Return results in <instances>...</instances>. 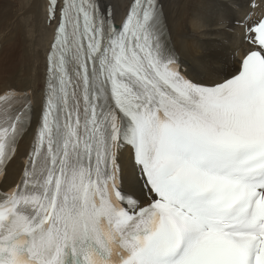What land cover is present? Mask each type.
Wrapping results in <instances>:
<instances>
[{
	"label": "snow or ice",
	"instance_id": "1",
	"mask_svg": "<svg viewBox=\"0 0 264 264\" xmlns=\"http://www.w3.org/2000/svg\"><path fill=\"white\" fill-rule=\"evenodd\" d=\"M43 7L39 102L0 91V180L31 137L0 264H264V19L193 67L164 0Z\"/></svg>",
	"mask_w": 264,
	"mask_h": 264
},
{
	"label": "bare ground",
	"instance_id": "2",
	"mask_svg": "<svg viewBox=\"0 0 264 264\" xmlns=\"http://www.w3.org/2000/svg\"><path fill=\"white\" fill-rule=\"evenodd\" d=\"M113 2L119 20L128 0ZM44 3L45 0H0V91L29 90L36 102L40 100L45 57L52 39V29L45 23ZM164 4L172 45L180 60L193 67L216 53L228 59L231 49L239 43L245 18L253 23L264 15V0H164ZM217 13L225 17L223 27L217 26ZM16 74L21 83L14 80ZM30 139L28 136L21 142L20 156L10 164L0 189L19 177Z\"/></svg>",
	"mask_w": 264,
	"mask_h": 264
},
{
	"label": "rangeland",
	"instance_id": "3",
	"mask_svg": "<svg viewBox=\"0 0 264 264\" xmlns=\"http://www.w3.org/2000/svg\"><path fill=\"white\" fill-rule=\"evenodd\" d=\"M14 80H15L16 82H19V83H21V82L19 81L20 79H19V77H18V74H16V75H15V78H14ZM15 84H16V83H15ZM17 84H18V83H17ZM20 85H21V84H20Z\"/></svg>",
	"mask_w": 264,
	"mask_h": 264
}]
</instances>
